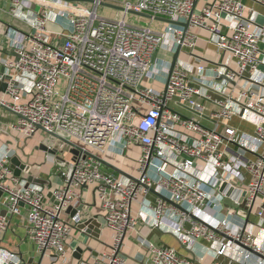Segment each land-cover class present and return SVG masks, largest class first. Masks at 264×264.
<instances>
[{
	"label": "built area",
	"instance_id": "built-area-1",
	"mask_svg": "<svg viewBox=\"0 0 264 264\" xmlns=\"http://www.w3.org/2000/svg\"><path fill=\"white\" fill-rule=\"evenodd\" d=\"M84 1L8 0V7L0 8L12 19L5 35L18 55L0 62V82L7 83L3 93L10 99L2 97L0 103L17 114L13 128L26 137L41 130L56 134L83 150L62 160L64 183L51 192L49 201L42 185L27 186L15 176L8 149L0 157V191L10 214L25 213L36 251L41 257L55 252L50 256L55 262L66 252L73 230L63 213L82 201L84 188H93L114 241L90 264H126L125 237L145 220L148 210L156 226H167L187 250L201 239L208 241L216 254L212 264H224L221 258L226 257L232 264L233 244L242 249L237 259L242 264H264V234H257L256 223L249 219L259 198L256 214L264 219L260 13L243 0ZM252 1L264 7V0ZM111 4L121 7V16L101 11ZM131 13L149 15V24L128 21ZM51 23L58 28L50 29ZM201 33L227 55L224 61L195 52ZM161 48L179 55L184 49L188 52L186 58L178 55L174 64L163 67L153 62ZM163 72L164 89L145 84ZM177 106L194 116L183 115ZM207 114L222 123V129L198 119ZM235 117L252 124L253 133L230 124ZM118 144L122 149L142 148L138 178L122 181L105 175L97 160L85 153L96 155L94 151ZM224 184L245 193L244 201L238 198L234 203L243 204L246 217L236 219L237 208L226 203L230 196L220 191ZM207 186L217 192L210 193ZM153 190L159 195L154 204L146 197ZM137 202L142 207L134 214ZM169 212H176L177 218ZM8 225L9 216L0 212V232ZM140 242L147 248L145 264H196L171 246ZM0 264L24 261L17 253L5 252Z\"/></svg>",
	"mask_w": 264,
	"mask_h": 264
},
{
	"label": "crops",
	"instance_id": "crops-1",
	"mask_svg": "<svg viewBox=\"0 0 264 264\" xmlns=\"http://www.w3.org/2000/svg\"><path fill=\"white\" fill-rule=\"evenodd\" d=\"M118 1V3H120L122 0ZM243 1L249 7H253L260 13L258 22L264 25V7L254 3L252 0ZM84 2L87 4L89 0H85ZM7 4L8 0H2V7L7 8ZM114 6L118 5H106L102 8V12L110 16H121V10ZM139 16L148 18L143 15ZM0 17L3 21L0 22L1 62V60L8 55L13 57L14 51L10 47L9 38L5 35L8 25H13L12 19L4 12H0ZM131 22L134 21L132 20ZM148 24L149 23L145 21V23H142L141 25ZM153 25L156 26L155 28L160 29V26L157 23H153ZM50 29L57 28H55L53 23H51ZM208 39L209 38L206 33H201V39L195 52L199 56L211 61H224L227 58V55L220 52L213 44L206 42ZM261 49L264 53V43H261ZM187 52L188 50L184 49L183 52L180 53L179 57L181 59L186 58ZM176 54L177 53L161 48L156 51L153 57V62L157 63L158 66L170 67L174 62ZM262 70L264 71V66H262ZM165 81L166 73L163 72L159 76L158 80L152 81L150 79H146L145 84L152 85L155 88L162 90L164 89ZM2 83L3 82H0V98L5 97L7 100H10L4 95V91H2ZM233 90H235V87L230 85L229 91L236 96L237 93ZM256 90L259 91L260 88L256 87ZM261 90L264 92L263 88ZM213 96L220 97L221 95L213 93ZM208 106L210 110L214 109V106L211 103H208ZM176 109L183 115L194 116L191 111L183 107L177 106ZM210 110L207 112L208 114ZM208 114L206 117H198V119L207 127H217L218 129H222V123L218 122L216 119H212ZM17 119L18 116L16 113L0 105V157H2L8 149H10L11 163L12 160L15 159L20 163L29 165L33 177L39 178L43 182L42 186L45 189L47 199L51 201V192L54 189L61 187L64 183V179L59 171L60 169L56 164V161L53 160L54 155L44 149H41V145L53 146L54 144L52 145L46 141L48 135L42 130L38 131L33 137H26L22 133L16 131L13 126L17 122ZM230 124L242 132L253 133L254 131V126L242 120L240 117H235ZM94 152L96 156L101 157L111 165L120 169L121 172L117 175V177H115L116 179L126 181L140 176L139 158L142 155L141 147L129 145L122 149V145L118 144L117 147H108L104 151ZM57 155L62 157L63 160H71L74 156L71 151H60ZM149 173L152 176L156 175L152 170H150ZM106 174L114 177V174L110 172ZM28 175L29 174L27 172H22L23 177H28ZM247 178L249 179L250 175H247ZM207 190L210 193L217 192L216 189L214 190L208 186ZM223 190L226 194H228V196H230V199H227L226 203L237 208L236 219L238 217L241 218V216L246 217L248 213H246L243 204L241 203L237 206V203H234V201L238 198L239 202H242L244 193L240 194V190L237 191L234 186H227L226 188H222L221 186L220 191L222 192ZM146 197L154 204L156 203L159 195L155 190H153L150 191ZM231 199L233 201H231ZM260 205L261 198L256 201L249 219L256 223V233L262 235L264 234V219H261L256 214ZM141 207V203H134L133 213H138ZM0 212L9 216V225L7 230L0 232V254H4L5 252L17 253L23 258L24 264H37L40 261L47 264H90L96 256L107 252L114 241V233L110 228H108L105 222L104 212L93 188H84L82 190V201L73 202L72 205H70L63 213L64 219L70 223L73 230L67 241L66 252L55 262L51 261L50 258V256L56 254L55 252H50L44 257H41V255L38 254L34 243L29 239L27 234L28 223L25 213L21 215H11L7 206L4 204L3 196H0ZM168 214L172 218H177L178 216L176 212H169ZM141 239H146L147 241H152L157 244L171 246L181 254L191 257L196 264H212L216 258L215 251L209 247V242L204 239H201L194 249L187 250L174 233L169 231L167 226H156V220L153 218L150 210H148L145 220L140 222L137 229L129 231L125 237L122 253L126 258V264H145L147 258V248L141 244ZM241 250V247L235 244L231 247L230 254L233 255L234 259L236 258L232 264H242L237 260ZM221 259L224 264L230 263V259L228 257ZM252 264H257V260H254Z\"/></svg>",
	"mask_w": 264,
	"mask_h": 264
},
{
	"label": "water",
	"instance_id": "water-1",
	"mask_svg": "<svg viewBox=\"0 0 264 264\" xmlns=\"http://www.w3.org/2000/svg\"><path fill=\"white\" fill-rule=\"evenodd\" d=\"M1 4H2V0H0V8H1ZM114 7L121 10V7H119V6H114ZM138 15H143V16L149 17V15H147V14H138ZM0 22H3L1 17H0ZM178 55H179L178 53L175 55V59H174L173 64L176 62ZM6 78L9 79V77H6ZM6 86H7V83L3 82L2 83V91L5 90ZM0 105L6 109L12 111L9 107L3 105L2 103H0ZM52 135L56 138L53 147L50 148L47 145H41V149H44V150L52 153L55 156L56 164L58 165V167H60V164H62V160H63L62 157L57 155L58 152H60V151L61 152L62 151L63 152L64 151H71L74 155H79L83 151L81 147L73 144L72 142L64 139L63 137L56 135V134H52ZM71 146H73V147H71ZM85 153L91 155L92 157H94L97 160V165L103 174L108 175L106 173L110 172V173L114 174V177H117V175H119V173L121 172L120 169L111 165L110 163H108L107 161L102 159L101 157H98L96 155H92L90 152H87V151H85ZM12 167L14 169L15 176H17L21 180L26 181L27 186H29L30 184H33V183L43 185V182L39 178L33 177L29 165L20 163L19 161L14 159V160H12ZM23 171H25L29 174L28 177L22 176ZM108 176H111V175H108ZM225 186L226 185L224 184L222 188H225ZM1 195H2V192L0 191V196ZM244 197H245V193L243 196V201H244Z\"/></svg>",
	"mask_w": 264,
	"mask_h": 264
},
{
	"label": "rangeland",
	"instance_id": "rangeland-1",
	"mask_svg": "<svg viewBox=\"0 0 264 264\" xmlns=\"http://www.w3.org/2000/svg\"><path fill=\"white\" fill-rule=\"evenodd\" d=\"M112 2H114V3H118L119 1L118 0H111ZM35 10H38L39 9V5H35L34 7H33ZM101 11H103V9L101 8ZM127 20L128 21H134V22H136V23H139V24H144L145 23V21H147L148 23H149V20L150 19H148V18H144V17H142V16H139V15H136V14H130L128 17H127ZM55 26V28H58V26L57 25H54ZM153 27L155 28L156 26L155 25H153ZM14 56H18L17 55V53L14 51V54H13ZM55 140H56V138L53 136V135H48V138L46 139V141L47 142H49L50 144H54V142H55Z\"/></svg>",
	"mask_w": 264,
	"mask_h": 264
}]
</instances>
